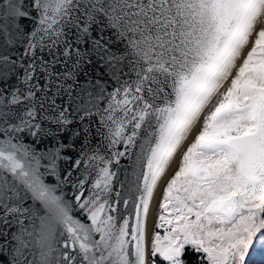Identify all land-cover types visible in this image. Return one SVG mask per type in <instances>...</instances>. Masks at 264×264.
<instances>
[{
    "label": "snow or ice",
    "instance_id": "6c2138e0",
    "mask_svg": "<svg viewBox=\"0 0 264 264\" xmlns=\"http://www.w3.org/2000/svg\"><path fill=\"white\" fill-rule=\"evenodd\" d=\"M0 264H264V0H0Z\"/></svg>",
    "mask_w": 264,
    "mask_h": 264
}]
</instances>
